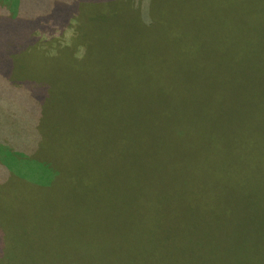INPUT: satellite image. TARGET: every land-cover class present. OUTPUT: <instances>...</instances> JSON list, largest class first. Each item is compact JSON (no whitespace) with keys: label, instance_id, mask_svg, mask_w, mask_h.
Instances as JSON below:
<instances>
[{"label":"trees","instance_id":"1","mask_svg":"<svg viewBox=\"0 0 264 264\" xmlns=\"http://www.w3.org/2000/svg\"><path fill=\"white\" fill-rule=\"evenodd\" d=\"M188 1L200 10L165 30L152 0H0V264H264V166L236 167L241 148L264 146V0L250 24L231 4ZM221 19L244 46H206ZM73 21L95 31L57 48L61 61H83L74 51L93 33H151L127 52L148 71L124 83L109 119L33 65L51 56L37 46L47 28ZM215 185L230 197H210ZM217 216L237 245L216 260Z\"/></svg>","mask_w":264,"mask_h":264},{"label":"rangeland","instance_id":"2","mask_svg":"<svg viewBox=\"0 0 264 264\" xmlns=\"http://www.w3.org/2000/svg\"><path fill=\"white\" fill-rule=\"evenodd\" d=\"M208 1L213 5L212 9H217L218 7H225L229 4L233 5L236 12V16L242 15L245 17H249L243 18L247 24H250V17H253V21L257 19L255 17H257L256 14L258 12H255V10L261 9L260 7L256 6L257 0ZM181 3L182 0H152V5H154L155 10H159L160 12V15L157 16V22L161 24L165 30H168L169 28V16H171L175 24L182 26L184 25V22L181 20V18L185 15L188 8L200 10V7L198 5L190 3L188 0H186L182 5ZM225 13L226 12H223V14L219 15L218 19L220 16L223 18V16L226 15ZM262 14L264 15V13ZM263 15H261V18L264 19ZM104 17L106 18L107 15L105 14ZM222 20L223 19L220 20V23L223 24L224 27H219L218 34H214L211 32V34L215 35V37L209 35V37L207 38L206 46H211L212 48H219V52L221 50V47L229 45L230 40L232 41L233 45H243V43L238 42L237 38L235 43V39L229 37L231 35L228 34V30L225 28L226 24L224 20ZM211 22L216 23V21ZM83 25H80L77 22L73 21L72 23L68 24L64 29H60L57 27H49L47 28L49 30H47L46 32L42 30V32L44 31L45 33H43V40L40 41V43L45 44L40 45L38 43L37 46H40L41 51L48 53L51 56H48L47 58H45V60L41 62H35L33 63V65L37 67V70L39 72H42L43 74H45V72L50 73L51 68L55 69V71L47 75L46 80L48 79V81L54 80L56 83L63 82L64 84H66V88L69 85L76 83L79 90L70 89L68 91V96L70 95V98H76L79 106H88L94 112H97L99 114H106L108 117L110 112V105L113 101V98L124 95V91L122 90L124 83L126 81L132 82L138 79H142L146 75L148 70L145 67L141 66L142 61L139 56L135 55L133 60L128 61L127 52L129 50L135 53L140 52L141 49L144 47L145 42L151 37V33L148 34L143 31L138 32L136 28L123 29L121 31H116L110 34L93 33L84 37L86 40L83 42L84 45H78L74 51L76 58L84 57L83 61H61L59 59V55H55V51L57 48L58 50H60L64 47H71L72 39L78 35L79 30H85L87 32L95 31V27ZM234 30L241 31V37L244 40L247 38V36H249L246 30H243L239 27L238 22L237 24H235ZM154 35H156V33L153 34V36ZM163 38L160 42V49H165ZM262 43H264V39L262 40ZM49 44H53V46ZM46 48L49 50H47ZM183 49L184 45L177 46V52H180ZM52 54L54 56H52ZM111 60H114L115 62V68L113 70H110ZM84 61L86 63H84ZM251 61H254V58L251 59ZM150 64V62H146L145 66ZM63 68H66L68 70V73L66 75H63L62 73ZM90 71L95 72V76L93 75V73H91L90 76ZM79 72L80 76H74V73ZM135 94L136 93L133 92L131 93V95ZM66 99L69 98H67L66 96ZM258 118H264L263 110L261 113L258 114ZM107 119H109V117ZM254 121L256 122L255 118ZM241 152L243 158L241 159V165L236 166L238 170H241L243 167L248 166L250 167L251 171L256 172L264 166V146L260 150L251 151L248 157H246L247 153H243L242 148ZM227 157L228 152L225 155L222 154L221 161H226ZM223 186L227 187L228 185H222L220 187L215 185L213 187L212 192L210 193V197H212L213 195L217 196L218 193H215V189H218L219 191V189ZM219 193H221L225 199H227V197H230L231 195V192L229 194L228 192L224 190L222 191L221 189ZM198 201V209H200L202 205V200L198 199ZM213 201H215V199L210 198V205L213 204ZM179 211L182 213L185 212V209L184 207H182V205L179 207ZM215 213L216 212H213L211 213V215ZM221 219V216H217L213 219L215 222L213 224V228L215 230L213 229V231L215 234L216 243H218V245L220 246V249L216 246L219 249L218 254L216 253V260L226 257L228 250H233L234 248H236L235 244L237 245L236 241L233 240L230 236L226 223H222ZM187 222H189V219ZM195 243L196 244L193 245L196 246H194L193 248L196 250H208L212 248L211 246H208L209 244L203 245L197 242Z\"/></svg>","mask_w":264,"mask_h":264},{"label":"crops","instance_id":"3","mask_svg":"<svg viewBox=\"0 0 264 264\" xmlns=\"http://www.w3.org/2000/svg\"><path fill=\"white\" fill-rule=\"evenodd\" d=\"M260 25H262L264 27V24H260Z\"/></svg>","mask_w":264,"mask_h":264}]
</instances>
